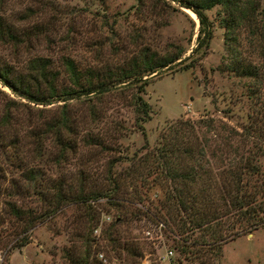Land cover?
Listing matches in <instances>:
<instances>
[{
    "label": "rangeland",
    "instance_id": "374dc122",
    "mask_svg": "<svg viewBox=\"0 0 264 264\" xmlns=\"http://www.w3.org/2000/svg\"><path fill=\"white\" fill-rule=\"evenodd\" d=\"M181 2L0 0L2 20L24 33L21 42L0 39V60L24 74L28 61L44 59L46 69L57 74V86H71L65 58L80 72L87 68L103 71L127 65L131 57H138L144 49L158 57L182 50L179 63L159 68L145 85L142 96L151 108L149 119L143 123L145 141L132 123L129 91L101 96L100 104L106 106L102 126L108 132L114 126H124L109 142L116 151H87L78 141L75 151H67L58 159L53 137L47 134L41 140L40 155H36L32 131L38 130L44 120L58 115L62 101L36 104L20 99L26 106H20L17 112L14 134L17 144L0 147V264H81L79 260L86 249L89 251L86 264H264V224L220 243L218 257L206 247L198 258L187 257L178 247L181 237L188 240L200 230L179 233L165 209L159 207L163 188L152 175L144 177L145 183L141 175L135 176L138 197L131 192L123 193L124 188L130 191L131 185L122 184L117 193L113 192L123 209L108 203L106 195L90 200V207L73 201L78 191L107 194L111 185L107 176L122 182L128 156L153 147L169 122L179 117L195 120L210 116L234 126L243 123L246 115L259 105L260 97L251 93L249 79L216 69L225 53L216 9L205 11L212 28L208 45L195 48L198 22L192 10ZM251 28L247 23L236 28L239 49L261 61L264 67V40L250 34ZM179 65L189 67L176 68ZM0 90L4 92V96L0 92L1 115L5 97L12 95L4 86L0 85ZM64 104L72 120L81 123L85 119L86 104L82 100L71 98ZM14 135L7 133L3 141L8 142ZM70 138H74L73 133ZM124 154L127 157L118 161V156ZM258 157L264 169V153ZM112 159L116 161L110 164ZM31 169L37 171L33 180H29L27 173ZM56 189L71 199L45 216L44 210ZM44 195L50 199H44ZM6 200L27 210L26 217L42 218L25 231L23 244H16L14 233L20 231V223L8 215ZM116 215L121 219L112 225ZM227 217L220 216L218 220L226 221ZM158 222L162 227L156 230L153 225ZM144 230L150 231L152 237H145ZM109 232L115 238L112 242L108 239ZM124 241L129 242L125 245L131 246L133 254L127 253ZM168 250L170 254H166Z\"/></svg>",
    "mask_w": 264,
    "mask_h": 264
},
{
    "label": "trees",
    "instance_id": "16d2710c",
    "mask_svg": "<svg viewBox=\"0 0 264 264\" xmlns=\"http://www.w3.org/2000/svg\"><path fill=\"white\" fill-rule=\"evenodd\" d=\"M181 1L182 6L192 10L198 22L195 48H205L208 45L212 28L205 11L216 9L218 23L223 29L225 52L216 69L249 79L251 93L260 97L257 100L259 105L253 113L246 115L243 123L236 124L235 127L215 121L210 116H199L195 120L179 117L169 122L159 133L153 147L128 156L126 160L129 162L123 175L126 183L107 176L111 183L107 194L91 190L78 191L73 195V201L90 207V200L106 195L108 203L123 209V204L115 199L113 192L117 193L122 184L125 187L131 185L130 191L124 188L123 193L128 195L131 192L132 196L138 197L135 176L141 175L142 183H145L144 177L152 175V179L163 188L158 199L159 207L165 209L168 218L180 230L179 233L195 228L200 230L196 237L188 240L182 236L178 244L179 250L193 260L200 256L205 247L212 249L210 251L218 257L220 243L264 224V169L258 157L264 153V67L261 61L253 60L241 52L236 34V28L241 23H247L252 27L249 33L264 40V0H255L253 3L251 0ZM23 36L22 31L16 30L0 17L1 40L16 43L23 41ZM181 53L180 49L171 55L158 57L155 52L144 49L138 57H131L125 66H116L114 70L105 68L103 71L87 68L83 72L78 71L65 58L64 65L71 83L69 87L57 86V74L47 70V62L39 57L28 61V70L24 74L16 72L7 62L0 60V85L12 95L5 94L7 96L1 107L0 128L3 130L0 131V147H15L17 144L18 140L14 135L17 112L20 106H26L20 99L36 104L60 100L62 104L58 115L40 122L39 129L32 131L35 139L33 150L38 152L36 155H40L41 140L47 134L53 137L58 159L67 151H75L78 141L87 151H116V147L109 142L124 126H114L111 132L102 126L106 106L100 104V99L108 92L126 91H129L128 105L133 114V126L145 141L143 123L149 119L151 112L149 103L142 96L145 85L159 68L179 63L180 59H177ZM188 67L189 65H179L176 68ZM176 68L170 70L175 71ZM152 72L154 73L151 74ZM0 92L4 96V92ZM71 98L80 99L86 104L85 119L81 123H77L76 119L72 120L64 104ZM9 132L14 136L4 142L3 136ZM72 133L74 138H70ZM142 147L146 148V142ZM118 157L119 161L127 156L124 154ZM115 161L116 159H112L110 164ZM27 173L29 180L36 178L37 171L31 169ZM44 199L50 197L44 195ZM67 199L71 198L56 189L51 194V201L47 203L44 215L55 212ZM121 199L130 203L133 201L132 198ZM5 204L8 215L20 223V231L14 233L16 244H23L26 242L25 231L32 222L42 218L26 217L24 212L27 210L24 211L10 200H6ZM220 216L229 217L226 221H221L218 220ZM115 217L112 225L121 219L118 215ZM108 239L111 242L115 239L110 232ZM126 243L129 242H123L124 245ZM124 248L127 253H132L131 246L125 245ZM88 252L86 249L81 256V264L87 263Z\"/></svg>",
    "mask_w": 264,
    "mask_h": 264
},
{
    "label": "built area",
    "instance_id": "2783aa9c",
    "mask_svg": "<svg viewBox=\"0 0 264 264\" xmlns=\"http://www.w3.org/2000/svg\"><path fill=\"white\" fill-rule=\"evenodd\" d=\"M153 227L156 228V230H157V229H161L162 224H161L160 222H158V223L154 224ZM143 233H144L145 237H150V238L152 237L151 232L148 231V230H144ZM153 236H154V237H157L156 234L153 235ZM170 253H171V252L168 250L166 254H170ZM168 256H169V255H168ZM98 257H99V258L101 257V254H100V253L98 254ZM167 261H168V260H167Z\"/></svg>",
    "mask_w": 264,
    "mask_h": 264
}]
</instances>
